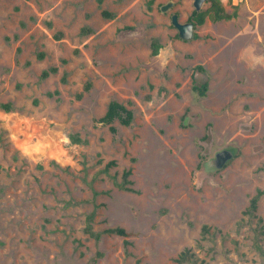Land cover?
<instances>
[{
	"label": "rangeland",
	"instance_id": "rangeland-1",
	"mask_svg": "<svg viewBox=\"0 0 264 264\" xmlns=\"http://www.w3.org/2000/svg\"><path fill=\"white\" fill-rule=\"evenodd\" d=\"M165 2L0 0V264H180L187 247L210 264H264L245 214L264 190V0H223L239 16L207 19L191 40L172 22L191 0ZM113 99L135 113L117 132L98 120ZM229 144L237 157L203 177ZM130 166L135 190L115 183ZM93 210L96 232L129 230L132 254L124 236L88 231ZM205 223L231 238L199 246Z\"/></svg>",
	"mask_w": 264,
	"mask_h": 264
},
{
	"label": "trees",
	"instance_id": "trees-1",
	"mask_svg": "<svg viewBox=\"0 0 264 264\" xmlns=\"http://www.w3.org/2000/svg\"><path fill=\"white\" fill-rule=\"evenodd\" d=\"M104 14L110 15V13L107 10H104ZM237 16H239L238 5L234 6L233 11H229L223 0H212L211 6L207 10L201 12L198 15L197 22L198 24H204L207 19H210L212 21H219L223 19H232ZM161 48H162V44L159 42V40L156 39L153 42V54L155 55L159 54ZM58 70H59V66L53 65L50 68L45 69L42 72L41 76L42 78H47L48 76H50L51 73H55ZM197 70L201 72L206 71L204 65L202 64L197 65ZM90 86L91 84L89 83L86 86V90H89ZM193 89L200 96H206L209 90V80L208 79L200 80L198 78L197 71L194 72L193 74ZM83 95L84 92H80L78 94V97L81 98ZM5 106L10 107L9 104H5ZM134 114H135L134 110L131 107H129L127 103L117 99H113L110 101L106 113L98 120L105 124H110L112 131L117 132V127L113 124V122L116 119H119L123 124L130 125L133 122ZM71 137L73 140L77 142L88 141L87 139H82L79 133H74L71 135ZM115 164H117V160L115 159L110 160L107 163L105 170L106 171L109 170V168ZM133 171H134L133 166L126 168L123 172V179L120 181L116 180L115 181L116 185H118L122 189L135 190L133 186L134 181L131 178ZM95 193L97 194L99 193V191L96 190ZM263 194H264V190L262 188H258L257 192L250 199V203L245 209V214L249 216V223L254 222V220L258 218L257 225L253 227L255 230V246L264 255V247L262 244V237L264 234V217L258 216L257 213L259 207V201ZM95 215H96V210H93V212L89 216V222L87 226L88 231L91 234L95 235L97 238H100L104 233L118 234L124 236L126 253L127 255L132 254V251L130 250V246L133 244V241L129 238V230L125 226L117 225V226H110L103 229L102 231L96 232L93 226V220L95 218ZM218 234L221 235L223 240H227L231 238V234L229 232H224L219 227L214 228L212 225L205 223L202 226L201 238L198 241V245L203 247L204 246L203 240L205 239H212L215 241ZM176 259L180 264H210L206 259L202 258L192 247H187L183 249L179 253ZM140 263H141V259H138V264Z\"/></svg>",
	"mask_w": 264,
	"mask_h": 264
},
{
	"label": "water",
	"instance_id": "water-1",
	"mask_svg": "<svg viewBox=\"0 0 264 264\" xmlns=\"http://www.w3.org/2000/svg\"><path fill=\"white\" fill-rule=\"evenodd\" d=\"M205 0H195V5L201 9ZM175 6L174 0H169L161 5V10L167 12ZM172 22L179 30V36L185 40H191L197 37L196 22L194 20L183 21L178 12L172 14ZM193 121V117L187 114L184 119V124L189 125ZM239 154V146L236 144L225 145L218 150L210 158L204 160L203 166L200 169V174L203 177L214 175L227 167Z\"/></svg>",
	"mask_w": 264,
	"mask_h": 264
},
{
	"label": "flooded vegetation",
	"instance_id": "flooded-vegetation-1",
	"mask_svg": "<svg viewBox=\"0 0 264 264\" xmlns=\"http://www.w3.org/2000/svg\"><path fill=\"white\" fill-rule=\"evenodd\" d=\"M169 1V0H168ZM175 1V6L180 2V1H183V2H185L186 0H174ZM181 3V2H180ZM191 3H192V9H191V13H190V16H189V18L186 20V21H188V20H194L195 22H196V24H197V26L199 25L198 24V22H197V19H198V15L201 13V12H203V11H205V10H207L210 6H211V4H212V0H205L204 2H203V4H202V7H201V9H198L197 7H196V5H195V0H191ZM179 14H180V17H181V11H182V9H180V11H179V9L178 10H176ZM197 12V13H196ZM196 13V14H195ZM173 14V13H172ZM197 26H196V28H197Z\"/></svg>",
	"mask_w": 264,
	"mask_h": 264
}]
</instances>
